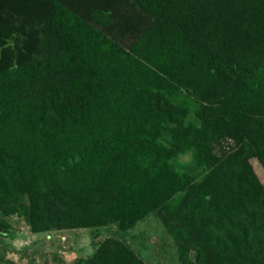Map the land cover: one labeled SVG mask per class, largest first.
<instances>
[{
    "label": "trees",
    "instance_id": "1",
    "mask_svg": "<svg viewBox=\"0 0 264 264\" xmlns=\"http://www.w3.org/2000/svg\"><path fill=\"white\" fill-rule=\"evenodd\" d=\"M124 1L145 20L128 48L59 0L0 10L20 54L0 70V210L32 231L154 213L183 264H264V0ZM78 264L146 263L108 237Z\"/></svg>",
    "mask_w": 264,
    "mask_h": 264
},
{
    "label": "rangeland",
    "instance_id": "2",
    "mask_svg": "<svg viewBox=\"0 0 264 264\" xmlns=\"http://www.w3.org/2000/svg\"><path fill=\"white\" fill-rule=\"evenodd\" d=\"M74 8L85 20L102 28L112 40L124 48L134 42L145 24L144 17L124 0H59ZM22 0H0V10L10 23L20 21ZM112 8L109 19L94 15L97 8ZM4 11V10H3ZM20 15V16H19ZM16 18L12 21L10 19ZM0 49V70L15 62L20 54ZM23 55V53H22ZM27 58L29 57L26 54ZM225 149L227 145L221 144ZM215 149H218L215 147ZM252 170L264 188V169L255 157L249 159ZM176 164L188 169V156ZM27 201V196L23 194ZM5 225L0 226V264H78L90 257L99 242L111 237L133 251L146 264H183L179 261L173 237L154 213L138 220L132 227L121 229L108 223L89 227L32 231L25 217L17 212L3 215Z\"/></svg>",
    "mask_w": 264,
    "mask_h": 264
}]
</instances>
